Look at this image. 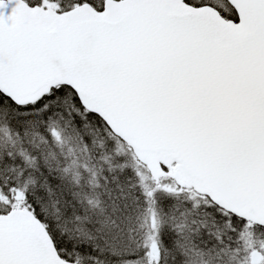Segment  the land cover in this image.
Instances as JSON below:
<instances>
[{"label":"snow or ice","instance_id":"snow-or-ice-1","mask_svg":"<svg viewBox=\"0 0 264 264\" xmlns=\"http://www.w3.org/2000/svg\"><path fill=\"white\" fill-rule=\"evenodd\" d=\"M0 264H264V0H0Z\"/></svg>","mask_w":264,"mask_h":264}]
</instances>
